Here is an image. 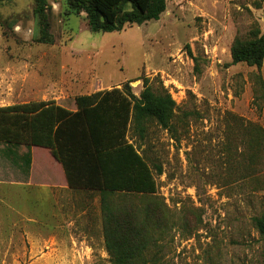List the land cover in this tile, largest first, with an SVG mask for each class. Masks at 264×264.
<instances>
[{
	"label": "rangeland",
	"instance_id": "1",
	"mask_svg": "<svg viewBox=\"0 0 264 264\" xmlns=\"http://www.w3.org/2000/svg\"><path fill=\"white\" fill-rule=\"evenodd\" d=\"M137 1L144 9L148 0ZM166 1L158 21L95 33L86 13L48 0L49 44L37 41L35 0H1L0 107L54 101L76 109L78 96L127 84L139 97L149 80L176 102L173 130L149 122L144 137L131 129L128 140L154 170L158 191L116 195L111 205L160 211L147 256L157 264H264V240L252 222L264 216V173L235 171L242 158L229 154L244 149L235 121L264 127V64H233L231 56L237 38L263 25L264 0ZM102 7L112 20L111 4ZM12 152L28 148L0 142V264H113L100 194L57 199L36 186L41 180L24 187L31 169ZM33 153L35 173L46 154Z\"/></svg>",
	"mask_w": 264,
	"mask_h": 264
},
{
	"label": "trees",
	"instance_id": "2",
	"mask_svg": "<svg viewBox=\"0 0 264 264\" xmlns=\"http://www.w3.org/2000/svg\"><path fill=\"white\" fill-rule=\"evenodd\" d=\"M1 1V0H0ZM67 0L70 12L86 13L92 32L108 33L123 30L127 25H143L158 21L167 9L166 0H148L143 9L137 0ZM111 4L114 17L105 15L102 5ZM34 16L39 26L37 41L54 43L50 31L48 0H35ZM249 39L237 38L231 48L232 63H243L261 70L264 64L263 25L252 26ZM258 82L264 91L261 76ZM144 80V89L137 97L127 84L124 89L102 90L75 98L72 111L54 101H33L0 107V142L8 146H26L28 152L14 157L21 159L26 171L32 164L33 147L45 149L61 164L68 185L74 190L98 192L103 215L106 249L113 264H157L148 259L156 242L154 234L161 230L155 224L161 219L155 207L134 210L114 207L116 195L150 198L158 191L154 170L128 140L132 130L141 138L149 122L164 130H173L176 102L166 92H156ZM264 93V92H263ZM244 149L229 148L235 171L253 177L264 173V127L235 121ZM158 175L162 168L156 166ZM264 240V216L252 218Z\"/></svg>",
	"mask_w": 264,
	"mask_h": 264
},
{
	"label": "crops",
	"instance_id": "3",
	"mask_svg": "<svg viewBox=\"0 0 264 264\" xmlns=\"http://www.w3.org/2000/svg\"><path fill=\"white\" fill-rule=\"evenodd\" d=\"M69 109V108H68ZM72 111H75L76 109H70ZM35 149H39L40 151H44L46 154L45 162L40 165L37 171L35 173L33 172V165H34V157L33 152ZM32 152V164H31V174L26 182H20V185L27 187L36 184L41 180L40 183H37V185H40V189L43 192H49L50 196L52 198L57 199H63L72 194L74 191H84V190H74L71 189L68 185L64 170L52 156L51 154L46 151L45 149H40L33 147L31 149ZM35 176V179H34ZM37 176V178H36Z\"/></svg>",
	"mask_w": 264,
	"mask_h": 264
}]
</instances>
